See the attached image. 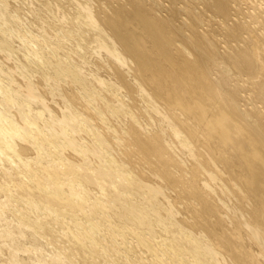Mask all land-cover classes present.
<instances>
[{
    "label": "bare ground",
    "instance_id": "6f19581e",
    "mask_svg": "<svg viewBox=\"0 0 264 264\" xmlns=\"http://www.w3.org/2000/svg\"><path fill=\"white\" fill-rule=\"evenodd\" d=\"M8 1L0 0V30L14 33L10 23L20 14L3 16L12 10ZM37 1L42 14L34 23L43 27L37 29L43 44L59 45L50 47V58L43 48L31 54L27 48L39 62L35 68L30 59L36 81H21L11 68L15 77L8 81L16 89L0 92L10 107L17 93L24 96L12 107L19 117L0 110V264H31L42 242L56 248L42 264H100L116 230H127L150 264H264L261 1ZM71 36L79 44L62 54ZM10 43L3 40L1 55L12 54ZM90 56L95 71L108 76L95 77L88 91L78 64ZM51 91L57 106L44 100ZM30 102L39 109L27 110ZM79 137L89 145L77 155ZM58 139L62 146H54ZM106 147L117 156L96 166L91 156ZM120 162L124 177L116 182ZM96 188L98 196L91 193ZM107 221L111 229L103 230Z\"/></svg>",
    "mask_w": 264,
    "mask_h": 264
},
{
    "label": "rangeland",
    "instance_id": "374dc122",
    "mask_svg": "<svg viewBox=\"0 0 264 264\" xmlns=\"http://www.w3.org/2000/svg\"><path fill=\"white\" fill-rule=\"evenodd\" d=\"M26 0H10V1H8V3L10 2L11 3V8H9V9H12L11 11H7V14H6V11H4L5 12V14H3V16H5V17H7V18H10V17H8V15L9 16H13V15H15L16 14V12L18 11V13L16 14V15H18V14H20V17H19V20H14V21H12L10 24H14V25H12V27L14 28L15 26V28H14V30L16 31V32H14V33H10V31L8 32V33H6V32H3V31H1L0 30V46L2 45V43H3V40H5L6 38L7 39H10V44H11V50H13V52H10V53H12V54H9V56H7V55H5L6 57H8V58H6L3 54L1 55L0 54V67H1V65H2V67H1V69H0V92L1 93H3V95L5 96L6 95V93L8 94V91H9V94H11V92H13V90L14 89H16L15 87L14 88H12V86H11V84H10V82H11V78L13 79L15 76H12V75H15L14 73H13V68H14V70H16V72H18V76L17 77H19L20 76V78H18V79H22V78H25V80H30V81H36V78L34 77V75H33V73H32V71H33V69H35V68H37V66H38V61H35L34 59H32L31 57H30V55H29V49L31 50L32 49V51H30V54L33 52V51H35L34 49H39L40 50V48H43V51H44V53L47 55V53H48V57L50 58L52 55H50V54H52V50H50V49H55V47L58 49V47L56 46L57 44L59 45V43H57V40H53V41H51V43H50V47H53V48H50V47H48L47 45H44L43 44V39H41L42 38V36L43 35H40V33H38L39 31L38 30H42L43 29V27H42V29H40L39 27H40V24H36V23H34L35 22V19H36V15H38V13H39V15L40 14H42V11L40 10L39 11V9H37V8H39L40 6H39V1H37V0H35V1H32V0H28V1H26ZM29 1H31V2H33V3H35V4H33V5H30L31 3L29 2ZM79 1H83V0H79ZM79 1L77 2V4H79ZM93 3H94V5H97V0H91ZM259 1H261V5H262V7H263V9H264V0H259ZM15 2L17 3V4H15ZM10 3H9V5H10ZM25 3V4H24ZM26 3H27V5H26ZM28 3H29V5H30V7L28 6ZM36 3H38L37 5H38V7L36 8ZM101 3H104L103 1L101 2ZM72 4H74V2L72 3ZM31 6H33V7H31ZM13 7H15V9L13 8ZM37 9H35V8ZM16 8H17V10H16ZM75 9H77L78 7H77V5H76V7H74ZM3 12V13H4ZM10 13H13V15H11ZM37 13V14H36ZM59 13V12H58ZM45 14V13H44ZM60 15H61V13H60ZM19 16V15H18ZM23 16V17H22ZM42 16V15H41ZM25 17V18H24ZM43 17V20L45 19V17H47L46 19H47V21L49 22V18H50V16L48 17V16H46V14L44 15V16H42ZM21 18V19H20ZM33 19V20H32ZM21 23V24H19V22ZM23 21V22H22ZM32 22V23H31ZM18 23V24H17ZM31 23V24H30ZM1 24V23H0ZM23 24V25H22ZM34 24V25H33ZM45 25V24H44ZM24 26H25V29H24ZM30 26H31V29H30ZM38 26V27H37ZM45 26H47V25H45ZM0 27H1V25H0ZM11 27V28H12ZM19 28V30H21V31H18V28ZM35 28H36V30H35ZM39 28V29H38ZM24 29V30H23ZM27 29V30H26ZM38 29V30H37ZM46 30L51 34V35H54V33H55V35L54 36H56V35H58L57 33L59 32V30L58 29H56L55 28V30H54V28H47L46 27ZM36 33H35V32ZM18 32H20V34H19V36L17 37L16 35H18ZM29 32V33H28ZM24 33V35H22V34ZM6 34V35H5ZM16 34V35H15ZM39 34V35H38ZM90 34L91 33H89L88 35L90 36ZM28 35V36H27ZM30 35V36H29ZM38 35V36H37ZM41 36V37H40ZM88 36V37H89ZM33 37H35L36 39H32ZM72 37L73 36H71L70 38V40H72V41H70L69 40V37H67L66 39L68 40H66L65 38H63L62 39V41L65 39L66 40V43H65V40H64V45L62 46L63 48L62 49H60L61 48V46H60V50L59 51H61L62 52V54H64V53H69V51L70 52H72L75 48H73L74 46L75 47H77L76 45L77 44H79L77 41V39L75 40V37H73V39H72ZM38 38H40V39H38ZM62 38V37H61ZM3 39V40H2ZM33 40V41H32ZM36 40V41H35ZM39 40V41H38ZM22 41V42H21ZM24 41V42H23ZM28 41H30V42H28ZM37 41H38V43H37ZM56 41V42H55ZM59 41V40H58ZM19 42V43H18ZM36 42V43H35ZM41 42H42V44H41ZM68 42V43H67ZM77 44H76V43ZM12 43H14L15 45H13ZM54 43V44H53ZM74 45H72V44ZM17 44V45H16ZM24 44V45H23ZM56 44V45H55ZM67 44H70V45H67ZM82 44V43H81ZM31 45V46H30ZM39 45H41V46H44V47H41V46H39ZM67 45V46H66ZM15 46H17V48L19 49H17ZM19 46V47H18ZM33 46L35 47L36 46V48H33ZM65 46V47H64ZM70 46V47H69ZM40 47V48H39ZM47 47V48H46ZM22 48V49H21ZM27 48H29V49H27ZM46 48V49H45ZM49 48V49H48ZM65 48V49H64ZM66 48H68V49H66ZM73 48V49H72ZM18 50V51H16V50ZM10 50V51H11ZM22 50V51H21ZM48 50L50 51V52H48ZM67 50H69V51H67ZM72 50V51H71ZM14 51H16V52H14ZM26 51V52H25ZM28 51V52H27ZM41 51V50H40ZM22 52V53H21ZM16 53V54H15ZM98 53V52H97ZM102 53V54H101ZM14 54H15V56L17 55V57H15L14 56ZM22 54V55H21ZM99 54V53H98ZM100 54H101V57H102V60L104 59L103 58V56H105V53L104 52H100ZM100 54L98 55V56H100ZM21 55V56H20ZM93 55H96V53H94ZM27 56H29L28 58H27ZM47 56H46V58H44L45 60L46 59H48L47 58ZM92 56V55H91ZM91 56H90V60H89V63L86 65V64H84L83 62H79V67L81 68V71H82V73H83V75L84 76H87V84H88V91H91V89H94L95 90V88L93 87V82H94V79H95V77H99V78H102V79H104V78H107V74H105L104 72H96L95 71V69H94V66H93V60L94 59H92L91 60ZM97 55H96V57H98ZM15 59H14V58ZM94 58H96L95 56H93ZM92 57V58H93ZM100 57V58H101ZM4 59V61H3V59ZM6 58V59H5ZM99 57H98V59H100ZM10 59H12L11 61H10ZM30 59H32V62H34L35 61V63H36V67H35V63L34 64H32L31 63V60ZM6 60V61H5ZM24 60V61H23ZM30 60V61H29ZM3 61V62H2ZM13 61V62H12ZM16 61H18V62H16ZM5 62V63H4ZM7 62V63H6ZM8 62H9V64H8ZM10 62H12V63H10ZM20 62V63H19ZM25 62V63H24ZM28 64H31V65H28ZM9 67H8V66ZM7 66V67H6ZM11 66H13V67H11ZM43 66H45V65H43ZM43 66H41V69L45 72V73H47V72H49V68L47 69L46 67H43ZM22 67V68H21ZM25 69H24V68ZM31 67V68H30ZM35 67V68H34ZM9 68V69H8ZM12 68V70H10ZM26 68H28V69H26ZM5 69V70H4ZM24 69V70H23ZM7 70V71H6ZM9 70V71H8ZM23 71L22 72V75H23V77H21V75H20V71ZM30 70H32V71H30ZM47 70V71H46ZM11 71H12V74H10L11 73ZM92 71V72H91ZM5 72H7V73H5ZM99 74V75H98ZM9 75V76H8ZM31 75V76H30ZM6 76H7V78H6ZM10 76H12V77H10ZM25 76V77H24ZM92 76V77H91ZM32 77V78H31ZM34 77V78H33ZM5 78H6V80H5ZM109 78V77H108ZM90 79V80H89ZM10 82H9V81ZM93 82H92V81ZM106 80H108V79H106ZM7 81V82H6ZM21 81H23V80H21ZM33 81V82H34ZM6 82V83H5ZM3 84V85H2ZM10 84V85H9ZM2 85V86H1ZM4 85H7L6 87H7V90L5 91V90H2L3 88L4 89H6L5 88V86ZM4 86V87H3ZM9 87V88H8ZM2 88V89H1ZM12 89V91L10 92V90ZM9 89V90H8ZM3 91H5V92H3ZM17 91V90H16ZM78 92H79V90H77ZM93 91V90H92ZM53 92L55 93V95L53 94ZM82 93H80V95H81V97H83L84 99L86 98V91H81ZM1 93H0V95H1ZM51 95L50 96H48V97H46V98H44V100H45V102L49 105V106H57V105H59V100H57V99H59L58 97H57V94H56V92L55 91H51ZM88 93V92H87ZM101 94V93H100ZM118 94H120V93H118ZM3 95H1L0 96V110L1 109H3V110H1L2 111V113H4V114H7V115H9L10 116V114H11V118H15V117H19L20 115V113H18V114H16L17 113V109H13L12 107H14L13 105H15V104H17V105H15V108H18V107H20L19 106V103H21V102H23L24 101V96H21V95H19V93H17V95H15L14 97H16V98H13L14 99V101L16 102V103H14L13 102V105H12V107H10V105H8L6 102H4L5 101V97H3ZM53 95V96H52ZM102 95V94H101ZM100 95V98L102 99L103 97V95L101 96ZM21 96V98H19ZM23 97V98H22ZM53 97V98H52ZM18 98V99H17ZM57 98V99H56ZM21 99V100H20ZM22 99H23V101H22ZM104 99V98H103ZM3 100V101H2ZM18 100V101H17ZM19 100L21 101V102H19ZM47 100V101H46ZM42 101H43V99H42ZM55 101H56V103H55ZM5 103V104H4ZM31 103V102H30ZM30 103H28L29 104V106L32 104V106L31 107H27V110H28V108L30 109L31 108V110H33V109H35L36 111L39 109V106H38V104L39 103H37L36 104V102L34 103V102H32L31 104ZM2 104V105H1ZM3 104H4V106H3ZM34 104V105H33ZM56 104V105H55ZM37 105V106H36ZM90 105V107H94V103H91V104H89ZM35 107H38V108H35ZM11 108V109H10ZM19 109H21V108H19ZM7 112H6V111ZM34 110V111H35ZM51 110H52V115L54 116L55 114H56V112L51 108ZM16 111V112H15ZM33 111V112H34ZM75 111H77V109L75 108V109H73V112H75ZM13 113V114H12ZM32 113V112H31ZM30 112L28 113V116L32 119V118H34V113H32L31 114ZM66 113V112H65ZM16 114V115H15ZM66 114H68V112L66 113ZM12 115H14V116H12ZM8 116V117H9ZM10 118V117H9ZM46 118H47V120H46ZM16 119H18V118H16ZM45 121V122H44ZM44 122V123H43ZM42 125H41V129H43L44 130V132L46 133L47 131L45 130L46 128H44L45 126H47L48 125V123H49V119H48V117L46 116V117H44V119H42ZM45 123H47V125H45ZM44 125V126H43ZM145 126V125H144ZM67 131H66V134H67V132H68V134H69V132H70V130L69 129H71V127H67ZM91 129H96L95 127L94 128H91ZM71 133V132H70ZM80 138V137H79ZM81 139V138H80ZM85 141H86V143H85ZM64 141L63 140H61V139H58L57 141H56V143L54 144V146H62V143H63ZM89 141L88 140H85V139H81L80 140V147H79V151L77 150V152H76V154L77 155H80V153L82 154V153H84V151H86V146H88L89 145V143H88ZM88 143V144H87ZM85 144V145H84ZM102 154H101V156H91L92 154H89L91 157H93V159H92V162L97 166L98 164H101V163H103L104 161H105V159L106 158H108V159H114L116 156H117V154H118V151L117 150H112L111 148H108V147H106L105 149H103L102 150ZM70 153V154H69ZM69 153L67 152V154L66 155H70V157H72L71 155V153H73L72 152V150H69ZM75 153H73V155H74ZM75 154V155H76ZM69 157V156H68ZM69 157V158H70ZM76 157V156H75ZM90 157V158H91ZM89 158V160H91ZM123 166H124V164L122 163V162H120L118 165H117V168H116V176H115V178H114V180L116 181V182H118V181H120V179L122 178V177H124V172H123ZM134 172L132 171V174H133ZM75 186L76 187H78V185L77 184H75ZM91 190H93V191H91V193L92 194H94V195H97L98 196V193H100V192H102V189H91ZM19 207V206H18ZM181 214H179V216H178V218L179 217H181L180 216ZM7 219H8V221L9 222H11V223H15V218L13 217V215H7ZM65 222H67V223H69L70 222V220L69 219H67V218H65ZM107 222H109V221H107ZM106 222V223H107ZM104 223L103 225H101V228L103 229V230H110L111 229V224H110V222L109 223ZM109 224V225H108ZM105 225H108V227L107 226H105ZM120 227H118V229H119ZM146 227H144V229L142 228V230L141 231H143L144 233H146V236L148 237L149 236V234H150V231L147 229H145ZM122 228H120V230H121ZM125 228H123L122 229V232H123V230H124ZM4 230H5V228L3 227V226H1L0 227V233H3L4 232ZM117 231V233L115 234V236L113 237V240H107V244H106V246L104 245V254L98 259H96V261L97 260H99V262H101L100 264H131V261L134 263L135 262V264H150L151 262H149V260L151 259V257L149 256V254H147L146 253V251H142V249H136V247H135V244H136V239L134 238V237H132V235L128 232V234H127V230H124V232L121 234V231H118V230H116ZM120 234H121V236H120ZM127 234V235H126ZM117 237H118V239H117ZM122 238H124L123 240H122ZM117 239V240H116ZM122 241H124L125 242V246H124V244L121 246L120 245V243H124V242H122ZM28 242V241H27ZM60 242V241H59ZM43 243V245H41L40 246V244H42ZM42 243H39V246L40 247H42V249H47V250H41L42 252L44 251V253H37V254H33V258H32V261H31V264H42L43 262H44V260L45 259H48V256H50L51 254H53L55 251H56V248H52V247H54V246H52V247H49V245H46V243L45 242H42ZM28 244H30V243H28ZM60 244H62V243H58V245L60 246ZM120 246H119V245ZM45 245H46V247H45ZM43 246H44V248H43ZM66 246V245H65ZM126 246H128V247H130V248H125ZM135 248H134V247ZM60 247H63V245H61ZM53 250H52V249ZM129 249H131V250H133V251H131V250H129ZM49 250V251H48ZM9 251H11V248H7V250L5 251L6 253V255H8L7 253L9 252ZM52 251H54L53 253H50V252H52ZM49 254H48V253ZM139 252V253H138ZM47 253V254H46ZM146 253V254H145ZM161 254V253H160ZM162 255V254H161ZM143 256V257H142ZM167 258V257H166ZM180 258H182L181 256H180ZM179 257H178V259H180ZM78 259V258H77ZM149 259V260H148ZM206 259V258H205ZM74 261L77 263V264H79V262L77 261V260H75L74 259ZM207 261H211L209 258H207ZM98 262V261H97ZM176 263V262H175ZM168 264H171V262L169 263L168 262ZM178 264V263H177Z\"/></svg>",
    "mask_w": 264,
    "mask_h": 264
}]
</instances>
